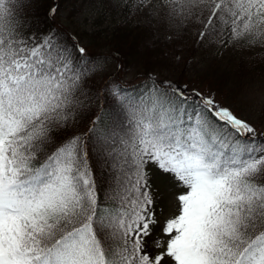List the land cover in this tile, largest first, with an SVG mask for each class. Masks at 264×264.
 I'll use <instances>...</instances> for the list:
<instances>
[{"label": "snow or ice", "instance_id": "1", "mask_svg": "<svg viewBox=\"0 0 264 264\" xmlns=\"http://www.w3.org/2000/svg\"><path fill=\"white\" fill-rule=\"evenodd\" d=\"M164 4L198 43L227 28L230 42L264 44V0ZM24 8L0 0V264H264L256 128L212 94L149 75L143 92L105 85L111 127L97 129L101 112L86 142L72 130L104 69L55 29L25 33ZM150 165L182 189L158 232Z\"/></svg>", "mask_w": 264, "mask_h": 264}, {"label": "trees", "instance_id": "2", "mask_svg": "<svg viewBox=\"0 0 264 264\" xmlns=\"http://www.w3.org/2000/svg\"><path fill=\"white\" fill-rule=\"evenodd\" d=\"M24 4L25 33L40 34L55 29L70 40H79L88 56L104 69L103 74L87 81L85 91L92 102L82 110L72 130L86 142L91 135L92 120L101 112L97 129L104 131L111 127L108 116L111 100L97 99L105 85L116 83L126 93L143 92L142 86L150 83L149 75L186 85L190 92L214 95L219 104L232 106L237 115L256 128L258 140L264 138V44L230 42L229 35L219 40L217 46L205 39L198 43L197 28L187 23L177 27L179 22L163 1H147L146 6L142 4L126 17L117 16L114 0H24ZM86 7L95 12L90 24L83 26L78 15ZM53 8L56 12L49 16ZM67 134L53 133L58 139ZM89 158L95 170L91 151ZM149 167L155 210L160 199L158 173Z\"/></svg>", "mask_w": 264, "mask_h": 264}, {"label": "rangeland", "instance_id": "3", "mask_svg": "<svg viewBox=\"0 0 264 264\" xmlns=\"http://www.w3.org/2000/svg\"><path fill=\"white\" fill-rule=\"evenodd\" d=\"M150 3H160L164 0H146ZM117 5L118 17L130 16L132 12L136 11L142 4L138 0H114ZM94 9L91 7H86L81 14H79V21L83 26H88L90 24V19L94 14ZM229 35L228 29H222L217 35H212L205 37V41L212 43V46L219 45V40H223ZM42 38V36H41ZM157 79L156 76H153ZM156 173L158 171L156 170ZM157 190L160 199L159 204L155 206L156 217L158 218L159 225L163 223L165 219L171 218L177 214L178 201L176 196L182 191V189L174 184L167 176L158 173ZM159 227L154 228V232H158Z\"/></svg>", "mask_w": 264, "mask_h": 264}]
</instances>
